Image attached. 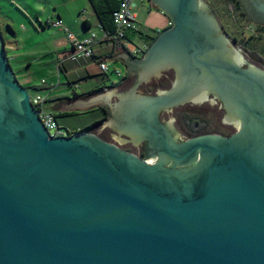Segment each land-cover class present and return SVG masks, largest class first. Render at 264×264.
<instances>
[{
	"label": "water",
	"instance_id": "water-1",
	"mask_svg": "<svg viewBox=\"0 0 264 264\" xmlns=\"http://www.w3.org/2000/svg\"><path fill=\"white\" fill-rule=\"evenodd\" d=\"M148 1L171 26L132 62L140 83L128 97L120 89L130 79L65 108L125 97L122 129L151 140L153 165L98 137L125 140L110 120L51 138L0 26V264H264V69L245 60L206 1ZM171 69L170 89L139 88ZM212 94L238 132L178 144L174 119L166 127L160 113Z\"/></svg>",
	"mask_w": 264,
	"mask_h": 264
},
{
	"label": "crops",
	"instance_id": "crops-1",
	"mask_svg": "<svg viewBox=\"0 0 264 264\" xmlns=\"http://www.w3.org/2000/svg\"><path fill=\"white\" fill-rule=\"evenodd\" d=\"M9 3L18 9L22 26L25 27L22 39L18 38V33L10 27L13 37L9 40L11 44L9 49H7L6 42V51L11 67L13 65L11 61L14 60L15 68H18L16 70L14 66L12 67L16 77L19 78L21 75L24 83L21 85L29 93L34 92L33 96L41 94L46 97V104L49 102L50 108L47 110L45 104V109L57 118L60 125L71 131H74L73 129L82 131L86 126H82L83 123L78 120L79 117L101 111L94 108L68 110L65 108V104L106 93L124 83L128 76L126 68L133 66L132 62L136 59V56L133 55V43H131L136 39V36L128 34V41L107 38L94 6V4H97V8L100 6L96 0L95 2L92 0H9ZM139 3H142L143 6L141 12L137 11ZM88 5L93 8L91 13L87 10ZM135 11L145 34L152 33L157 36L160 31L168 28L171 22L165 14L154 8L147 0L138 2ZM91 17L96 18V24L101 29L100 35L94 31ZM58 20H61L69 33L78 40L87 39L92 34L97 35L99 41L95 48V59H88L75 53L68 33L62 27L56 28L49 24V21ZM139 40L148 42L149 39L139 38ZM30 41L39 42V44L33 47L29 45ZM32 55L37 57V61L34 62L29 57ZM99 61L109 65L111 74L104 75L99 67ZM52 64L56 67V72L51 70L52 79L55 77L57 81L50 86L34 83L33 78L27 74L35 66L51 65L52 67ZM117 71L120 72V75L117 74ZM101 74L104 75V79L99 76ZM65 78L68 79V82L63 83ZM44 84H47V81ZM97 90L99 92L92 93ZM59 119H63V121L61 122ZM92 128L94 127L90 129Z\"/></svg>",
	"mask_w": 264,
	"mask_h": 264
},
{
	"label": "flooded vegetation",
	"instance_id": "flooded-vegetation-1",
	"mask_svg": "<svg viewBox=\"0 0 264 264\" xmlns=\"http://www.w3.org/2000/svg\"><path fill=\"white\" fill-rule=\"evenodd\" d=\"M204 1H206L210 6L211 3L209 2V0H204ZM228 1L232 4V7L238 12L239 17L242 18V20H244L245 23L247 21V22L251 23L252 25H254L260 31H264V14L260 13L257 10L258 6L264 5V0H228ZM210 8L212 9L214 15L218 19L222 29L224 30V32L226 33V35L228 36L230 41L236 47L241 49L242 54L246 60L247 59L246 58V52H245L247 49L246 48V40L250 36L255 35L257 33L250 34L246 40L241 41L238 36H236L235 34H233L231 32V29H230L231 25L229 23H226L224 20H222L220 18L219 14H221V11L217 12V8L214 9V7H211V6H210ZM257 35H259V34H257ZM238 43H241L244 46V48H240L239 46H237ZM247 50H249V49H247ZM244 68H246V65L244 66ZM126 69H127L126 71H127L128 77L130 79L129 80L130 87L127 88L128 85L123 84L122 88L120 89V92H122L123 94H125L126 97H128L130 95V93L132 92L133 87L135 85H137L138 83H140V81H141L140 74L142 72L141 71L142 69L139 68L138 66H134V65L129 66ZM175 81H176V73L174 70L171 69V70L165 71L160 78H153V79H151L150 82H146V81L142 82L141 85L139 86V88L140 87H145V88H149V89L162 88V90H167V89H170L172 87V85L174 84ZM156 93H152L151 95L156 94ZM147 94H149V93H147ZM125 99H126L125 97L124 98L123 97H117L116 102L113 104V106H110L108 103L104 102L102 106L99 105V106H97V108L96 107L94 108V109H97L98 111L103 112V114H104L103 115V119H104L103 121H107L108 119L111 121V126H110V124H109V126H107L109 128L108 130L110 132H112L113 130L111 129V127L113 126L115 128V132L114 131L113 132L115 134H117V132L120 131L121 137L125 138V140H123V139L121 141H117V139L113 140L112 136H110V138H109L107 133H106V135L103 134L104 132L97 133V135L102 140H104L106 142L113 143V144L117 145L118 147H120L121 149H123L124 151H126L130 154L136 155L140 159H143V160H146L147 162H149L150 165H153L154 162H152V161H153V158L155 157L154 153H157L158 149H157V147L152 145L151 140L148 138H143L141 141L136 140L137 143H135V141H133V138L126 135L124 129H122L125 126V122L123 120V114H124V111L126 109ZM204 104H209L211 107L215 108V110H216L215 111L216 114L214 113L215 119H218V116L221 115V119H220L221 126H222L221 130L218 131V130L212 129L211 131H209V130L207 131V128H208L207 124H203V121H202V119H200V117L198 118L195 115L192 116V115H190V113L188 111L183 112L182 115H179L178 117L176 115L174 116L175 111L178 110L179 108H183L185 106L199 107V106L204 105ZM163 116H166L169 120L163 121V119H162ZM159 118H160V122L166 127H168V122L171 119H174L172 121V125L175 126V129L178 126H180L179 130H175L176 132H178L180 134V137H181L180 140L177 141L178 144L185 142L187 140H190V139H193L196 137H200V136H205V135H218V136L228 138V137H231L238 132L237 128L233 124H229L226 122V110L224 108V104L220 99H218L213 94L210 96V101L205 102V103L200 104V105H195V104L189 103L186 105H180V106L172 109L171 112L167 111V110H163L160 113ZM169 133L172 135V137H175L174 133H171L170 130H169ZM112 140H113V142H112Z\"/></svg>",
	"mask_w": 264,
	"mask_h": 264
},
{
	"label": "rangeland",
	"instance_id": "rangeland-1",
	"mask_svg": "<svg viewBox=\"0 0 264 264\" xmlns=\"http://www.w3.org/2000/svg\"><path fill=\"white\" fill-rule=\"evenodd\" d=\"M209 2L213 5L212 6L210 4L211 7H214V9L217 8V12L221 11V14H219L220 18L222 20H224L226 23H229L231 25L230 26L231 32L233 34H235L236 36H238L241 41L246 40L250 34H254V33L260 34L261 33L263 35L262 36L263 40L260 43V48L258 50H255V49L254 50L253 49L247 50L246 49L245 52H246V58L251 63H253L254 65H256L262 69H264V31H260L254 25H252L251 23H249L247 21L245 23V21L239 17L238 12L232 7V4L228 0H209ZM142 7H143L142 3H139V7H138L137 11L139 12V10H140V12H141L143 9ZM87 10L89 11V13H91L93 11L92 6L88 5ZM222 13H224V14H222ZM90 19L93 22L94 31L96 33H98V35H100L101 29H100V26H98L96 24V21H97L96 18L91 17ZM0 26H1V30H2L4 39L7 42V49H9L8 47L11 45L9 40L13 37L11 28L14 29L18 33V35H19L18 38L22 39V35L24 34V31H25L24 28L25 27L22 26V19L19 16L18 9L15 8L14 5L9 3V0H0ZM149 36L151 38H150V40H148L147 43L152 44L153 43L152 39L155 36L152 33ZM37 44H39V42H34V41L29 42V45L33 46V47L37 46ZM237 46H239L240 48H244V46L241 43H238ZM133 50H134V48H133ZM34 56L35 55L29 56V57H31L32 60L35 62V61H37V59H36L37 57H34ZM21 60H22V58H21ZM22 61H24V60H22ZM11 63L13 64L12 67L14 66V68H15L16 65H15L14 60H12ZM15 69L17 70L18 68H15ZM51 70L56 72V67L54 64H52V67H51V65L50 66L39 65V66L33 67L31 70L28 71L27 74H28V76H31L33 78L34 83L43 84L45 86H50L52 83L57 81V78H55V77H53V79H52ZM121 70H124V68H121ZM109 73L111 74V71ZM105 74L107 75V73H104V75ZM104 75L101 74L99 76H101L104 79V77H103ZM114 76L116 77L117 75H114ZM17 79H18L20 84H22V85L24 84L22 81L21 75H19V78H17ZM43 79L45 81H47V84H44L45 81ZM127 80H129L128 76L126 77L124 82H126ZM65 82H68V79H66V78L63 79V83H65ZM33 93L34 92H32V94ZM49 108H50V103L48 102L46 104V109L48 110ZM187 111L192 116L195 115L198 118L200 117V119H202V121H203V124H207V126H208L207 131L208 130L211 131L212 129L219 131L222 129L221 121H220L221 115L218 116V119H215L214 113L216 114V112H215L216 110L214 107H211L209 104H204V105H201L199 107L185 106L183 108H179L178 110L175 111L174 116L176 115L178 117L179 115H182L183 112H187ZM103 115H104L103 112H100V113H95L92 115L80 116L78 120H81V123H83V125H82L83 127L84 126H90V125L94 124L95 122L99 121L103 117ZM162 119H163V121L169 120L166 116H163ZM59 121L62 122L63 119H59ZM104 122H106V121H102L98 125H100ZM98 125H96V126H98ZM70 126H72V125H70ZM96 126H94V127H96ZM179 129H180V126H178L176 128V130H179ZM73 130L74 131H72V133H78L79 132V130H77V131L75 129H73Z\"/></svg>",
	"mask_w": 264,
	"mask_h": 264
},
{
	"label": "built area",
	"instance_id": "built-area-1",
	"mask_svg": "<svg viewBox=\"0 0 264 264\" xmlns=\"http://www.w3.org/2000/svg\"><path fill=\"white\" fill-rule=\"evenodd\" d=\"M142 1L144 0H121L119 7L113 13V22L115 26L114 33L108 34L104 30L106 32L107 38L112 37L121 41H128V34L130 33L136 36V39H134L131 43H133L134 48L133 55L138 58L142 57L149 48V44L146 41L141 42L139 40V38L143 37L142 34L148 35L143 33L144 31H142V27L138 21V16L135 11V9L137 8V3ZM49 24L56 28L62 27L68 33V37L72 45L74 46L76 54L88 59H95V48L99 41L96 34H92L87 39L78 40L76 37H74L73 34L69 33V30L63 25V22L61 20L55 22L49 21ZM170 26L171 22L169 24V27ZM98 64L103 73L110 72L111 69L107 63L99 61ZM117 74L120 75V72L117 71ZM46 101V97L41 94H35L34 96H31V102L35 107L41 122L47 129L49 136L51 138H59L69 137L77 134L72 133L70 129L60 125L57 118L52 113L46 111ZM80 132L82 131H79L78 133Z\"/></svg>",
	"mask_w": 264,
	"mask_h": 264
},
{
	"label": "trees",
	"instance_id": "trees-1",
	"mask_svg": "<svg viewBox=\"0 0 264 264\" xmlns=\"http://www.w3.org/2000/svg\"><path fill=\"white\" fill-rule=\"evenodd\" d=\"M99 3V8L96 7L97 4H94L96 12L99 16L100 19V23L102 28L108 33V34H113L115 31V26H114V22H113V13L114 11L119 7L121 0H96ZM92 2H95V0H92ZM224 14V13H222ZM142 38L145 39H149L150 40V36L148 35H144L142 34ZM262 34H255L250 36L247 40H246V48L249 50H258L260 48V43L262 42ZM157 36H155L152 39V42H154V40L156 39ZM151 46V44H149V47ZM116 86V85H115ZM107 88V87H106ZM105 89V88H102ZM99 92V90L97 91H93L92 93H97ZM104 119H101L97 122H95L94 124L90 125V126H86L82 129V131L85 130H89L91 127H94L96 125H98L99 123H101V121H103Z\"/></svg>",
	"mask_w": 264,
	"mask_h": 264
}]
</instances>
